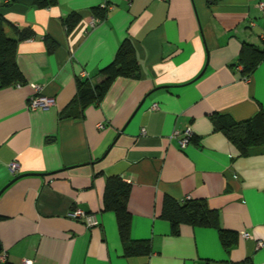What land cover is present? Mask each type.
<instances>
[{
  "label": "crops",
  "instance_id": "obj_1",
  "mask_svg": "<svg viewBox=\"0 0 264 264\" xmlns=\"http://www.w3.org/2000/svg\"><path fill=\"white\" fill-rule=\"evenodd\" d=\"M53 6L60 17L37 14ZM93 8H104L105 18ZM9 13L23 21L6 19ZM71 14L78 17L68 27ZM0 16L9 37L32 31L16 46L24 83L0 88L6 264H264V151L240 155L209 117L243 121L264 110V58L249 76L238 64L244 43L264 48V0H56L46 7L0 0ZM124 39L139 78L116 77L99 103L80 110L72 102L78 79L100 83ZM36 94L54 103L30 108ZM66 108L80 113L61 115ZM187 128L192 136L181 148L174 133ZM113 175L131 184L130 236L148 239V254L125 256L115 215L102 209ZM165 196L206 201L220 227L235 232V244L226 250L215 227L184 224L173 235L160 216ZM73 206L99 224L68 217Z\"/></svg>",
  "mask_w": 264,
  "mask_h": 264
},
{
  "label": "trees",
  "instance_id": "obj_2",
  "mask_svg": "<svg viewBox=\"0 0 264 264\" xmlns=\"http://www.w3.org/2000/svg\"><path fill=\"white\" fill-rule=\"evenodd\" d=\"M55 3L56 0H34V4L39 7ZM92 11L97 18H105L104 8H93ZM77 17L76 14H71L65 19L68 27L76 22ZM4 24V19L0 16V88L24 83L16 61V46L19 40L32 35V31L28 29L22 32L17 31L18 37L16 38L9 37L6 35ZM46 43L50 49L55 47L52 40L46 39ZM263 58L264 48L244 43L238 64L242 66L243 74L249 76ZM101 71L105 77L98 84L93 85L87 79H78L72 102H78L80 110L92 102L99 103L116 77L139 78L138 62L133 44L129 39H124L120 43L112 61ZM79 113L78 109L67 110L66 108L61 115L77 116ZM209 117L214 130L221 131L238 149L240 155L247 156L264 151V110L259 109L251 118L243 121H236L231 116L220 113H213ZM130 188L131 184L120 176H108L102 196V209L111 211L115 215L118 235L125 256L148 254L151 250L150 241L148 239L134 240L130 236L131 214L127 207ZM160 216L169 221L173 235H178L180 226L184 224L196 227H215L218 229L220 241L226 250L236 242L235 232L220 227L219 212L210 208L204 200L184 198L178 201L165 196Z\"/></svg>",
  "mask_w": 264,
  "mask_h": 264
},
{
  "label": "built area",
  "instance_id": "obj_3",
  "mask_svg": "<svg viewBox=\"0 0 264 264\" xmlns=\"http://www.w3.org/2000/svg\"><path fill=\"white\" fill-rule=\"evenodd\" d=\"M4 2H7L8 0H2ZM259 7H263V3H258ZM33 89L38 92L39 87L37 85H33ZM54 103V99L52 97H47L43 95H32L28 101V106L30 108H43V107H48ZM156 105H153L155 107ZM99 127H102L103 124H99ZM175 135H180L179 138V145L181 148L185 147L187 143L189 142V139L192 136V133L189 128L185 129L182 134H179L178 131L174 133ZM11 168L13 171L16 170L17 164L12 163ZM186 198H189L188 196ZM68 217L76 220H81L87 227L94 226L99 224V221L97 217L93 213H87L83 209L73 206L69 211H68ZM243 237H249L248 233H243ZM263 244L262 241H259L257 246H261ZM0 264H6V253L4 251H0ZM21 264H31L30 261L24 260Z\"/></svg>",
  "mask_w": 264,
  "mask_h": 264
},
{
  "label": "clouds",
  "instance_id": "obj_4",
  "mask_svg": "<svg viewBox=\"0 0 264 264\" xmlns=\"http://www.w3.org/2000/svg\"><path fill=\"white\" fill-rule=\"evenodd\" d=\"M37 14H43L45 17H53V18H58L61 16V11L58 6H53L51 9H39L37 10ZM6 19L16 22L17 20L23 21V16H20L15 13H9L6 16ZM43 33H41L42 35ZM42 47V45H40ZM23 47V44L21 45Z\"/></svg>",
  "mask_w": 264,
  "mask_h": 264
},
{
  "label": "water",
  "instance_id": "obj_5",
  "mask_svg": "<svg viewBox=\"0 0 264 264\" xmlns=\"http://www.w3.org/2000/svg\"><path fill=\"white\" fill-rule=\"evenodd\" d=\"M16 178H17V177H15L14 179H12L11 182L14 181ZM1 250H2V245H1V243H0V251H1Z\"/></svg>",
  "mask_w": 264,
  "mask_h": 264
}]
</instances>
